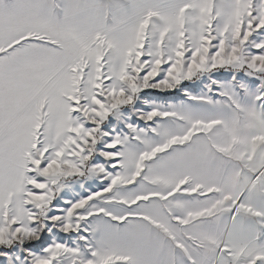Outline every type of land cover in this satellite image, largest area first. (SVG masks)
Listing matches in <instances>:
<instances>
[{"label":"snow or ice","instance_id":"6c2138e0","mask_svg":"<svg viewBox=\"0 0 264 264\" xmlns=\"http://www.w3.org/2000/svg\"><path fill=\"white\" fill-rule=\"evenodd\" d=\"M0 264H264V0H0Z\"/></svg>","mask_w":264,"mask_h":264}]
</instances>
